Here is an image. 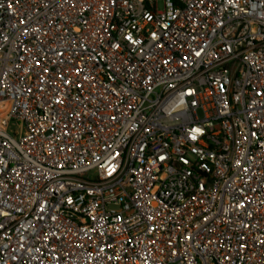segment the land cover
<instances>
[{"label":"built area","instance_id":"2783aa9c","mask_svg":"<svg viewBox=\"0 0 264 264\" xmlns=\"http://www.w3.org/2000/svg\"><path fill=\"white\" fill-rule=\"evenodd\" d=\"M0 264H264V0H0Z\"/></svg>","mask_w":264,"mask_h":264},{"label":"rangeland","instance_id":"374dc122","mask_svg":"<svg viewBox=\"0 0 264 264\" xmlns=\"http://www.w3.org/2000/svg\"><path fill=\"white\" fill-rule=\"evenodd\" d=\"M162 2H160L159 4H158V6H159V9H162Z\"/></svg>","mask_w":264,"mask_h":264}]
</instances>
